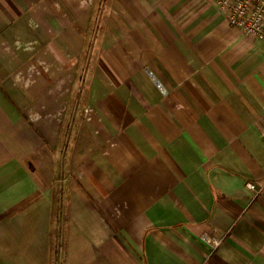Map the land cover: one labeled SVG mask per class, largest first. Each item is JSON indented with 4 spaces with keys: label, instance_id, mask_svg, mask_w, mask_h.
Masks as SVG:
<instances>
[{
    "label": "crops",
    "instance_id": "obj_1",
    "mask_svg": "<svg viewBox=\"0 0 264 264\" xmlns=\"http://www.w3.org/2000/svg\"><path fill=\"white\" fill-rule=\"evenodd\" d=\"M0 264H264V41L215 1L0 0Z\"/></svg>",
    "mask_w": 264,
    "mask_h": 264
},
{
    "label": "built area",
    "instance_id": "obj_2",
    "mask_svg": "<svg viewBox=\"0 0 264 264\" xmlns=\"http://www.w3.org/2000/svg\"><path fill=\"white\" fill-rule=\"evenodd\" d=\"M215 1L220 12L224 13L229 24L246 35H252L264 41V0H208ZM161 91L166 89L158 84ZM249 189L256 191L257 186L252 181L247 182ZM204 239L216 247L219 240L205 236Z\"/></svg>",
    "mask_w": 264,
    "mask_h": 264
}]
</instances>
